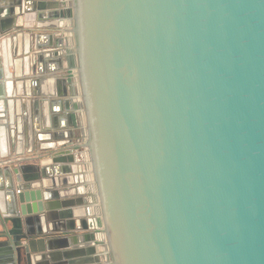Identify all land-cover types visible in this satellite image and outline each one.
I'll return each mask as SVG.
<instances>
[{"label": "water", "instance_id": "water-1", "mask_svg": "<svg viewBox=\"0 0 264 264\" xmlns=\"http://www.w3.org/2000/svg\"><path fill=\"white\" fill-rule=\"evenodd\" d=\"M5 1L16 18L27 13L25 0ZM35 1L32 17L43 18L47 5ZM58 5L50 15L67 29L90 207L75 208L80 188L54 177L77 170L56 165L70 149L36 154L39 166L15 156L0 169V223L12 226L0 231V260L264 264V0ZM84 214L97 224L95 258L62 250L68 238L46 241L40 224L53 231Z\"/></svg>", "mask_w": 264, "mask_h": 264}, {"label": "crops", "instance_id": "crops-1", "mask_svg": "<svg viewBox=\"0 0 264 264\" xmlns=\"http://www.w3.org/2000/svg\"><path fill=\"white\" fill-rule=\"evenodd\" d=\"M44 1L47 6L42 9V12L46 13L43 18L32 17L36 13L35 0H25L23 7L27 13L24 15H28L17 18L8 10L7 2L0 1L3 6L0 12V169L11 168L7 162L15 156L30 157L31 160L27 163L39 166L38 161L32 160L37 151L57 148L56 146L59 147L55 151L70 149V154H57L60 162L56 165L75 166L77 170L54 177L57 184H60L59 188H80L81 193H71L70 197L76 200L75 208L86 209L90 207V201L88 194L82 190L83 181L80 178L76 183L74 179V176H80L82 171L76 160L77 143L73 125L75 110L72 105L75 99L72 96L71 73L65 59L66 42L62 28L52 27V23L60 18L50 15L52 10L60 9L61 6H56L61 0ZM64 145L66 147H60ZM70 155L74 157L73 161L70 160ZM60 177L63 180L66 178L65 185H61ZM6 184L4 174L0 173V188ZM2 194L0 190V196ZM82 199H86V202ZM7 207L6 200L4 202L1 197L0 218L7 214ZM74 221V224H69L67 220L60 221L53 231L49 222L45 224L46 227L44 224L40 225L42 233L46 234V241L68 238L69 245L62 250L84 251L81 252L84 255L76 259L95 258L102 247L94 245V240L91 239V236L98 238L94 216L84 214L76 217ZM3 226L0 223V231L3 228H12L10 224ZM34 227L36 234H39L38 224ZM1 236L0 248L4 247ZM36 238L38 239L39 235H36ZM36 246L41 248V243ZM91 247L93 253H89ZM4 263L0 260V264Z\"/></svg>", "mask_w": 264, "mask_h": 264}, {"label": "rangeland", "instance_id": "rangeland-1", "mask_svg": "<svg viewBox=\"0 0 264 264\" xmlns=\"http://www.w3.org/2000/svg\"><path fill=\"white\" fill-rule=\"evenodd\" d=\"M62 1V0H61ZM62 28V34H63V37H64V40L66 42V47L69 46V41H68V35H67V29L64 28V27H60ZM59 29V28H57ZM66 51V49H65ZM71 73V72H70ZM71 76V74H70ZM73 96V94H72ZM74 97V96H73ZM73 125H74V128H75V134H76V143H77V147H76V160L77 162L79 163V169L80 171H82L81 173V177H82V188H83V191H85L87 194H90L91 192V186H90V182H89V177L87 176L88 173H87V169H86V166H85V163H84V159H83V156H82V153H81V145H82V133H81V123H80V119H79V115L76 113V111L74 112L73 114ZM57 148H50V149H46V150H39V152L37 151L36 154H44L46 157H50L51 154L56 150L58 149L59 146H56ZM61 148H64L66 147V145L64 146H60ZM98 226H99V223H98Z\"/></svg>", "mask_w": 264, "mask_h": 264}]
</instances>
